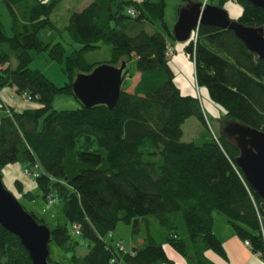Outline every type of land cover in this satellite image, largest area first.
<instances>
[{
    "label": "trees",
    "instance_id": "1",
    "mask_svg": "<svg viewBox=\"0 0 264 264\" xmlns=\"http://www.w3.org/2000/svg\"><path fill=\"white\" fill-rule=\"evenodd\" d=\"M58 1L0 0L10 25L7 34L0 19V89L12 88L34 105L16 111L0 101V170L18 164L46 202L62 201L63 221L49 228L50 240L72 253L69 264H168L167 246L194 264H214L207 250L225 258L211 230L214 213L252 252H261L264 201L235 165L237 147L221 128L234 121L264 132V61L223 28L200 24L179 44L170 30L146 32L143 24L162 22L164 0H92L72 11L62 28L50 19ZM232 2L241 9L235 20L264 35V10L246 0ZM62 31L79 47L66 52L57 40ZM101 45L109 47L106 63H126L123 77L131 56L138 74L132 89L121 87L113 109L83 107L70 87L75 74L102 64L85 58ZM169 46L172 55L187 56L192 94L180 92L174 81ZM41 52L62 66V85L29 67ZM203 88L221 109L217 133L199 101ZM64 94L79 106L52 109L54 97ZM193 116L202 127L199 136L182 141V123ZM14 185L21 190L18 179ZM118 222L131 225L141 245L118 252L107 243L103 238ZM72 224L88 242L82 256L75 254ZM0 264H32L20 240L1 226Z\"/></svg>",
    "mask_w": 264,
    "mask_h": 264
},
{
    "label": "water",
    "instance_id": "2",
    "mask_svg": "<svg viewBox=\"0 0 264 264\" xmlns=\"http://www.w3.org/2000/svg\"><path fill=\"white\" fill-rule=\"evenodd\" d=\"M264 10V0H246ZM177 20L172 27L176 42L187 41L198 25L204 24L233 32L246 49L264 61V35L262 29L241 25L230 19L226 10L217 5L188 1L178 9ZM119 65L102 63L90 72L75 74L70 84L72 94L83 107L102 104L109 109L115 107L121 90L124 61ZM221 132L235 143L238 156L235 165L252 190L264 201V132L239 122L226 121ZM0 226L20 240L32 264L48 262L50 229L37 223L33 215L20 206L16 197L3 186L0 173Z\"/></svg>",
    "mask_w": 264,
    "mask_h": 264
},
{
    "label": "rangeland",
    "instance_id": "3",
    "mask_svg": "<svg viewBox=\"0 0 264 264\" xmlns=\"http://www.w3.org/2000/svg\"><path fill=\"white\" fill-rule=\"evenodd\" d=\"M92 0H60L59 3L55 6L52 14L50 15V19L54 22L59 28L64 27L67 24L68 17L72 11L81 10V8L87 5ZM135 1V0H133ZM186 1L202 3V4H213L216 5L218 0H164V10L162 14V22L157 21L154 23L147 22L143 24L142 29L146 32H154V31H161L166 33L168 30L172 31V27L177 20V14L179 6L183 5ZM229 18L236 19L241 11L240 5L230 1H225L222 6ZM0 19L2 26L6 33H9V15H7L6 9L4 4L0 2ZM163 24V25H162ZM62 37H57V40L64 45L66 52L73 50L74 48H78L79 45L75 44L70 41L68 34L65 31L61 32ZM174 44H179L174 42ZM170 57V56H169ZM85 58L88 62L91 63H106L110 58L109 47L101 45L99 48H96L92 51L86 53ZM172 62V61H171ZM127 75L123 78L121 82L122 88H127L131 85V81L135 75V62L134 57L131 56L129 61L127 62ZM180 68L177 66L175 67L174 63L172 62V66L175 71V79L179 84L180 92L182 93H189V88L195 89L193 76L190 74V70L187 69L185 64L180 63ZM30 68L38 69L41 73H43L46 77H49L50 80L58 85H62L64 81H66V76L62 74L61 68L62 66L56 62H51L47 59V56L44 52L37 55V57L31 61L29 64ZM201 93V95H200ZM199 101L201 102L202 106L204 107V113L206 122L210 126L212 132H216L218 130V123L216 118L220 116L221 109L220 107L211 102L208 98L207 91L205 89H200L198 91ZM79 103L74 100L73 97L69 95H56L54 97V101L51 105L52 109L58 110H65V109H75L78 107ZM201 124L198 120L193 117L186 118L181 126L182 129V141H194L198 138L199 132L201 130ZM11 167V168H10ZM2 175V183L3 186L12 194V196L16 197L17 201L19 202L22 208L35 216L37 219L43 221V223L48 228L55 227V223L59 221H63V215L61 213L62 209V201L58 198H54L51 202H46L43 199L41 192L35 184V182L30 179L26 178L23 174L20 173V169L17 165H8L3 167L0 170ZM14 179H18L22 185L21 190L19 191L16 185H14ZM26 192H29L33 195V198H28L27 196H23ZM213 215H216L214 213ZM220 215V214H218ZM221 219H225L224 216H220ZM227 221V220H226ZM71 232V227H69ZM112 238L111 240L106 235L104 240L109 243L110 245L114 246V243L119 242L125 251H130L135 246H139L140 244L137 243L138 240L137 235L131 233V225L120 223L118 222L116 226L111 231ZM73 239L77 242L76 248V255L82 256L87 251L88 242L83 236L75 235L71 233ZM49 248V256L48 259L52 262L57 264H69L71 252L64 251L61 247H57L52 240L48 243ZM212 252L206 253V256H209Z\"/></svg>",
    "mask_w": 264,
    "mask_h": 264
},
{
    "label": "crops",
    "instance_id": "4",
    "mask_svg": "<svg viewBox=\"0 0 264 264\" xmlns=\"http://www.w3.org/2000/svg\"><path fill=\"white\" fill-rule=\"evenodd\" d=\"M170 61H172L175 67L177 66L178 68H180L179 64L183 63L185 64V66H187V69L190 70V65L188 64V62H186L187 60L185 56L183 57L181 53L172 55L170 57ZM190 74H191V70H190ZM137 79H138V74L135 73L130 83L131 85H129L128 89L126 88L127 91L132 89ZM177 85L179 87L178 83ZM188 92L189 93L186 94H192L191 88H189ZM0 101L6 107L13 108L16 111H22V109H26V108H33L34 106L33 103L32 104L29 103L28 101L23 99L22 96L20 97L17 94H15L14 89L12 88L0 89ZM14 165H17L19 167L18 164H14ZM220 216L221 215L218 214L213 215V223L211 230L214 236L216 237V239L219 240V242L221 243L222 250L225 253V258L220 257L214 251L211 250L210 251L212 252V254L206 256V253L210 252L207 250L204 253L205 257L214 264H263L259 256L256 253L252 252L249 247L245 246L242 240L237 238L233 229H231V227L228 225L227 221L225 219H221ZM137 240H138L137 243L141 245L142 239L137 238ZM164 248H165V252L167 253V257L170 259V262L168 264H194L190 260L188 261L187 259L183 258L180 254H177L174 251H172L168 246Z\"/></svg>",
    "mask_w": 264,
    "mask_h": 264
},
{
    "label": "built area",
    "instance_id": "5",
    "mask_svg": "<svg viewBox=\"0 0 264 264\" xmlns=\"http://www.w3.org/2000/svg\"><path fill=\"white\" fill-rule=\"evenodd\" d=\"M127 13L130 15H133L134 10L128 8ZM197 28L198 27H196L195 29L192 30L191 33H193V36H195ZM166 50H167V56L171 55L174 52V50H172L171 46L166 47ZM35 167H36V165H35ZM31 174H33V173H31ZM36 175H38L37 172H36V174H33V176H36ZM259 228H260V238L262 239V249L263 250L261 252H257V255L261 258V260L263 261V264H264V227H262L261 224L259 223ZM72 232L75 235L79 234V228L77 225L72 224ZM107 235H108V237H111V234L109 232L107 233ZM243 243L245 246L249 247V242L247 240H244ZM114 249L118 252H123V247H122V245H120L119 242L114 243ZM115 261H116L115 258H112L110 260L111 263H114ZM116 264H118V263L116 262Z\"/></svg>",
    "mask_w": 264,
    "mask_h": 264
}]
</instances>
